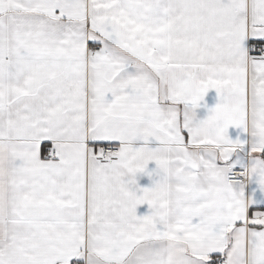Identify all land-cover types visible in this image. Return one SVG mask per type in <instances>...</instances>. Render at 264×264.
<instances>
[{
	"label": "snow or ice",
	"instance_id": "snow-or-ice-1",
	"mask_svg": "<svg viewBox=\"0 0 264 264\" xmlns=\"http://www.w3.org/2000/svg\"><path fill=\"white\" fill-rule=\"evenodd\" d=\"M0 264H264V0H0Z\"/></svg>",
	"mask_w": 264,
	"mask_h": 264
}]
</instances>
